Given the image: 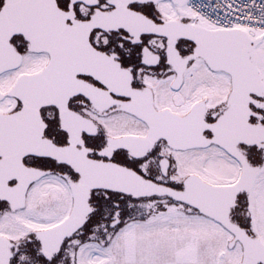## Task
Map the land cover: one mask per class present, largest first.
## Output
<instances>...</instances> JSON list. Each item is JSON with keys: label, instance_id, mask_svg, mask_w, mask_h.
<instances>
[{"label": "snow or ice", "instance_id": "6c2138e0", "mask_svg": "<svg viewBox=\"0 0 264 264\" xmlns=\"http://www.w3.org/2000/svg\"><path fill=\"white\" fill-rule=\"evenodd\" d=\"M0 264H264V0H0Z\"/></svg>", "mask_w": 264, "mask_h": 264}]
</instances>
